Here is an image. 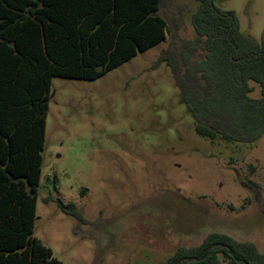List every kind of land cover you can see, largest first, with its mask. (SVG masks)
<instances>
[{
  "label": "rangeland",
  "instance_id": "374dc122",
  "mask_svg": "<svg viewBox=\"0 0 264 264\" xmlns=\"http://www.w3.org/2000/svg\"><path fill=\"white\" fill-rule=\"evenodd\" d=\"M213 1L260 40L264 0ZM198 5L162 0L166 40L100 78L52 79L33 236L62 264H164L211 233L264 254V135L253 143L200 137L170 68H154L163 51L193 41Z\"/></svg>",
  "mask_w": 264,
  "mask_h": 264
},
{
  "label": "trees",
  "instance_id": "16d2710c",
  "mask_svg": "<svg viewBox=\"0 0 264 264\" xmlns=\"http://www.w3.org/2000/svg\"><path fill=\"white\" fill-rule=\"evenodd\" d=\"M162 0H0V264H62L33 236L46 115L55 77L95 80L164 42ZM193 41L163 51L197 135H264V32L244 36L232 11L195 0ZM258 85L260 97L250 96ZM58 207L84 221L73 203ZM264 264L252 243L211 233L164 264Z\"/></svg>",
  "mask_w": 264,
  "mask_h": 264
},
{
  "label": "water",
  "instance_id": "95a60500",
  "mask_svg": "<svg viewBox=\"0 0 264 264\" xmlns=\"http://www.w3.org/2000/svg\"><path fill=\"white\" fill-rule=\"evenodd\" d=\"M180 262L176 263V264H179Z\"/></svg>",
  "mask_w": 264,
  "mask_h": 264
}]
</instances>
